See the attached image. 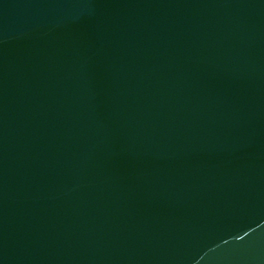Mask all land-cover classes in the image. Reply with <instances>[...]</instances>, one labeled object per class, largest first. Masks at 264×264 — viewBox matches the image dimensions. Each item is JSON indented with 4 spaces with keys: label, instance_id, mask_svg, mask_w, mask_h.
Returning <instances> with one entry per match:
<instances>
[{
    "label": "water",
    "instance_id": "obj_1",
    "mask_svg": "<svg viewBox=\"0 0 264 264\" xmlns=\"http://www.w3.org/2000/svg\"><path fill=\"white\" fill-rule=\"evenodd\" d=\"M0 264H264V0H0Z\"/></svg>",
    "mask_w": 264,
    "mask_h": 264
}]
</instances>
